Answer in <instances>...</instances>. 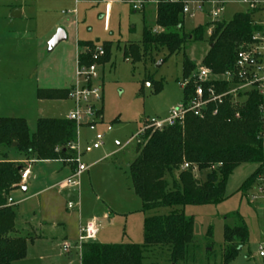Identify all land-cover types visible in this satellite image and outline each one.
<instances>
[{"label": "rangeland", "instance_id": "obj_1", "mask_svg": "<svg viewBox=\"0 0 264 264\" xmlns=\"http://www.w3.org/2000/svg\"><path fill=\"white\" fill-rule=\"evenodd\" d=\"M203 1L208 3L205 5V12L212 11L210 2L222 4L219 22H229L236 14H244L250 8L239 0ZM79 2L82 16L85 14V21L82 18L80 21L84 36L98 43L94 46L104 42L111 43L102 45L107 49L109 59L92 63L97 65V79L93 84L102 92V102L98 105L103 108L102 121L97 122L95 131H90L86 126H79L77 129L76 143L81 151V162L89 167L79 180L78 212L67 210L66 203L77 200L71 191L67 192L68 195L65 192L57 195L51 188L27 203H19L23 197L21 191L10 194L15 203L12 206L16 207L15 225L18 230L24 229V216L20 211L27 208V204H41L36 212L37 219L48 222L50 218H56L64 223L63 228L51 229L47 226L41 230V234L49 241L43 248L37 264H79L80 252L71 249L70 253H67L59 247V243L66 236L65 242L73 246L77 226H84L94 218L99 225L96 243L142 245L144 219L171 212L170 209L143 212L142 202L133 192L129 165L135 157L137 139L143 132V127L148 125V121H164L170 118L173 110L182 105L183 93L179 83L182 79L183 58L186 57L195 65H200L208 51V34L212 30L211 27L205 30L206 42L187 43L172 56H168L167 51L162 49L158 52L152 51L140 61H133L124 57V49L141 44L145 27L160 31L155 26L156 8L150 6L142 15L132 13L125 0ZM106 3L111 5V12L108 29L105 31L103 16ZM14 5L21 4L0 0V59L5 58L10 64L3 72L0 69V118H21V115L40 118L66 116V110L72 108L70 102H40L36 93L37 90H54L50 88L58 86L60 80L70 76L73 78V87L76 84L77 57L75 42L73 43L75 28H72L69 40L62 41L50 50V41H36L41 37L45 24H39L38 21L37 25L35 21L25 17L17 21L9 20ZM25 10L27 13V7ZM47 11L51 15L59 16L61 11L67 13L70 10L66 6L49 5ZM253 18L257 22L261 21L264 29V15L257 12ZM218 21L203 14L193 18L185 17L184 32L190 34L198 26ZM14 35L17 36L16 45H13ZM28 38L32 41L28 42ZM238 101L236 106L241 107L246 98L242 96ZM28 112L31 114L28 115ZM26 123L30 132H35L36 123ZM108 127L110 131H107ZM97 133L104 134L103 145L99 150H92ZM13 153L24 158V164L14 163L21 165L23 169H29L35 163L33 157L29 158L12 149L0 147V156L6 154L12 157ZM55 163L48 167L70 168L62 159ZM258 168L255 164L239 166L229 177L225 199L220 204L176 208L185 216L193 218V237L196 245L190 249L187 259L179 264H221L223 228L237 226L238 216L242 218L248 230V241L241 248L238 257L229 264H264V257L259 256L262 247L264 253V185L256 180L246 193L240 191L244 182ZM45 170L43 165H36V168L31 170L28 187H47L50 181L45 177ZM260 170L264 178V163ZM33 177L37 179L33 181ZM260 189H263V194L257 196ZM253 197L257 199L253 200ZM26 232V238L37 235L33 230L27 229ZM18 237L24 238L25 235ZM53 238L57 239L50 241ZM146 264L172 263L168 262V254L165 251L154 249L147 253Z\"/></svg>", "mask_w": 264, "mask_h": 264}, {"label": "trees", "instance_id": "obj_2", "mask_svg": "<svg viewBox=\"0 0 264 264\" xmlns=\"http://www.w3.org/2000/svg\"><path fill=\"white\" fill-rule=\"evenodd\" d=\"M257 10L249 8L236 14L229 22L218 21L184 32L182 6L159 4L155 26L160 31L143 30L140 45L124 49V57L140 61L152 51L166 50L168 56L178 53L191 42H206L208 51L201 65L214 74L232 70L241 46L254 44L261 33L260 22L254 20ZM90 46V45H79ZM93 47V46H92ZM90 46V49H92ZM105 55L109 53L103 46ZM78 65L90 66L88 52L78 56ZM196 65L188 58L182 61V78H189ZM69 90H38V100H66ZM193 92L189 85L182 90V103ZM102 106L98 115L102 113ZM264 98L253 90L238 107L229 99L217 115L203 119L186 115L183 124L162 130L147 129L137 139L135 157L129 165L132 188L143 206V212L170 209L167 215H153L143 222V244L106 245L83 244L80 264H146V255L157 249L168 254V262H184L195 248L193 218L180 209L187 206L217 205L224 201L226 185L232 173L241 165L255 164L258 169L244 182L240 191L246 193L261 175L264 162ZM77 127L66 119H40L35 132L30 133L25 120L0 118V147L12 149L37 162H55L71 158L67 146L76 140ZM15 144V147L12 145ZM187 165V169H183ZM24 169L0 156V264H12L26 257L28 239L12 237L15 233L16 207L7 206L10 194L20 190V174ZM200 176V177H199ZM235 227L224 226L221 264L235 260L248 241V230L239 216Z\"/></svg>", "mask_w": 264, "mask_h": 264}, {"label": "built area", "instance_id": "obj_3", "mask_svg": "<svg viewBox=\"0 0 264 264\" xmlns=\"http://www.w3.org/2000/svg\"><path fill=\"white\" fill-rule=\"evenodd\" d=\"M78 2V0H72ZM129 5L130 10L134 13L143 12L148 6L157 8L159 4H173L182 6L183 18H193L196 14L203 13L205 10V2L203 0H125ZM242 3L248 4L251 9H257L264 15V0H239ZM213 7L209 13L212 20L218 21L221 12L222 4L220 2H210ZM108 8V7H107ZM260 26L263 23L260 22ZM104 25L107 28V16L104 18ZM254 44L251 46L243 45L236 54L235 64L232 70L222 74H214L204 66L197 65L189 78H182L179 85L182 90L187 86H193V92L186 103L173 110L170 118L164 121L150 120L148 125L143 127V132L147 129L162 130L166 127H174L182 125L186 115H192L195 118L203 119L207 114L211 116L217 115L218 109L224 105L229 99V102L236 105V102L246 94L255 90L263 96L264 89V29L261 33L253 38ZM86 52L93 61L101 60L104 55L102 46H94ZM76 84L69 90L67 100L73 103L74 109L68 114L66 120L75 123L77 129L79 126H86L90 131H95L97 122H100L98 105L102 102V92L99 87L93 82L97 79V65L90 66L78 65L76 72ZM84 121V124H80ZM110 131V128H107ZM77 136V133H76ZM104 134L97 133L95 135V143L92 150H99L103 145ZM67 150L71 158L65 160L70 166L69 175L61 182L58 189H66L71 191L76 196V201H68L66 203L67 210L79 211V180L80 177L88 171L81 162V151L76 140L74 143L67 146ZM264 163V162H263ZM188 166L184 165L183 169ZM30 176L28 169H25L20 174L21 185L25 184ZM258 182L264 185L262 175L258 177ZM263 194V189H260L258 195ZM257 197H253L256 200ZM15 205L11 198L7 199V206ZM99 225L97 219H92L84 226L79 228L77 238L75 240V248L79 251L83 244L95 243ZM264 240V234H263ZM71 245L63 244V249L68 252ZM260 257H264L263 247L260 249Z\"/></svg>", "mask_w": 264, "mask_h": 264}, {"label": "crops", "instance_id": "obj_4", "mask_svg": "<svg viewBox=\"0 0 264 264\" xmlns=\"http://www.w3.org/2000/svg\"><path fill=\"white\" fill-rule=\"evenodd\" d=\"M5 1L11 2L14 4H17V3L21 4L19 6L14 5V7H13V10L19 9L21 12V18L18 20H21L25 17L29 20L35 21V23L37 25H38V21H40L39 24H45L43 31H42V34H41V37L36 39V41H40V40H43V41L46 40L47 42L51 41L52 38L56 35V32L57 33L61 32L62 34H64V36H65L64 41L69 40L70 35L72 34V28H75V35H73V43L75 42V51H76L77 61H78V56L81 53L87 51L92 44L93 45L98 44L94 41H91V39L86 38L85 37L86 35L84 36V34H83V32H84L82 29L83 25L80 24V21H81V18L83 19V21H85V19L83 18L85 16V14L83 13V16H82V11L79 9V5H80L79 0H78V2H74L72 0H5ZM204 2L206 3L205 5L208 4L206 1H204ZM65 4H67V5H65ZM49 5L66 6L70 11L67 13H64L63 11H61L59 16L57 14L51 15L47 11V7ZM26 7L28 9L27 13L25 10ZM149 7L150 6H148L147 8H149ZM147 8L143 12H141L142 15H144L146 13ZM110 12H111V5L106 3L105 8H104V16H103V27H104L105 31L108 28H106L104 25V18H105V16H107V27H108V23L110 20ZM132 13H134V12H132ZM209 13L210 12H205V10H204L203 13L196 14V15H202L203 14V15H207L209 17ZM8 18L10 21H12V19H10V14H9ZM13 21H17V20H13ZM206 24H208V23H206ZM156 29L158 30V28H156ZM153 32H155V31H153ZM208 35H210V32ZM13 37H14L13 43L15 42L13 45H16V42H18L17 36L14 35ZM27 41L31 42L32 40H31V38H28ZM80 44L81 45H90V46L82 47V46H79ZM104 44H111V43L104 42V43L99 44V45L102 46ZM206 53H205V55H206ZM9 66H10V64L8 63V61L5 60V58L0 59V69L2 72H3V70H5L6 67L9 68ZM77 67H78V62H77ZM72 79L73 78L70 76L68 78L63 79L62 81L60 80V82H59L60 84L58 86L52 87L50 89L61 90V91L62 90H70L73 87ZM36 97H37V93H36ZM42 101L70 102L67 99L66 100H41L40 102H42ZM70 104H71L72 108L66 110V116H59L58 118H55V117L40 118V116L31 117V115H30L31 113L28 112V115H30V116L21 115V118H18V119H23L25 121H30L32 123H34V122L37 123V121L40 119H66L68 114L71 113L74 109L73 103L70 102ZM42 113H43V111L41 112V115H42ZM101 121H102V113L100 115V122ZM30 133H32V132H30ZM12 155H13L12 157L10 156L11 158L6 155L7 160H9L12 163H20V164L25 163V161H23L24 158L21 155H17L16 153H13ZM39 164L43 165L44 168L46 169L45 170V172H46L45 177L48 178L50 181V184L47 187H45L44 189H39V188H36L33 186L28 187V183H27L29 178L32 175L31 170L35 169L36 165H39ZM51 164H56V163L55 162H37V161H35V163H33V165L31 164L32 166H30V168L28 169L30 172V176L26 182L27 184L26 183H25L26 185L23 184L22 185L23 187L19 190V191H21V195H23V197L19 200L20 201L19 203H27L28 201L39 197L40 195H42L48 189H51V188L56 191L57 195H60L63 192H65V193L68 192V190H66V189H60L59 190L57 186H59L61 184V182L69 175L70 168H68L66 166H58V167H54V168L48 167ZM36 179H37L36 177H33V181H35ZM23 188L25 189L24 191H23ZM30 188H31V190H30ZM15 192H17V190L12 192V193H15ZM67 195H68V193H67ZM40 207H41L40 203L27 204V208L25 207L24 209H22L20 211V214L24 216V220H22L23 224H24V227H23L24 229L20 231L17 229V226L15 225V233L13 234V237L25 235L24 238H26L27 237L26 236L27 235V232H26L27 229L33 230L34 232L37 233V235H36V237H33V238H27L28 244H27V251H26L25 259L18 261V262H14L12 264H37V262L40 261V254L43 252V248L46 246L47 242L49 241V239L47 237H45L41 234V232H42L41 230L43 228H46L47 226H49V228H51V229L52 228L59 229L61 227L63 228V226H64V223H61L56 218H50V220H48V222L44 221V220L42 221V219H37L36 212ZM78 227L80 228V225L77 226L76 238H77V234L79 231ZM76 238H75V240H76ZM56 239L53 238V239H50V241L56 240ZM75 240L73 241L74 245H75ZM65 241H66V236L63 238V240L60 241V243H59L60 248L63 249L64 243H68L70 245L69 242H65ZM74 245L71 246V248L69 249V251L67 253H70L71 249L78 250L77 248H75ZM79 264H80V253H79Z\"/></svg>", "mask_w": 264, "mask_h": 264}, {"label": "water", "instance_id": "obj_5", "mask_svg": "<svg viewBox=\"0 0 264 264\" xmlns=\"http://www.w3.org/2000/svg\"><path fill=\"white\" fill-rule=\"evenodd\" d=\"M21 18V12L19 9H14L11 13H10V19L12 20H18ZM65 36L64 34H62L61 32H58L53 38L52 40L49 42V49L52 50L53 48H55L60 42L64 41ZM80 124H84V121L81 122ZM16 145L13 144L12 147H15ZM25 189L23 188V191Z\"/></svg>", "mask_w": 264, "mask_h": 264}]
</instances>
